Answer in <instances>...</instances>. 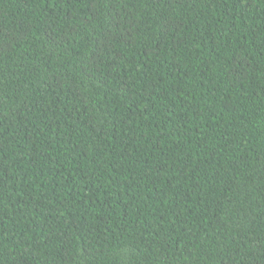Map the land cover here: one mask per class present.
<instances>
[{
	"label": "trees",
	"instance_id": "trees-1",
	"mask_svg": "<svg viewBox=\"0 0 264 264\" xmlns=\"http://www.w3.org/2000/svg\"><path fill=\"white\" fill-rule=\"evenodd\" d=\"M0 264H264V0H0Z\"/></svg>",
	"mask_w": 264,
	"mask_h": 264
}]
</instances>
